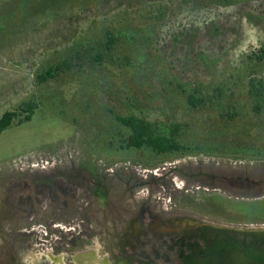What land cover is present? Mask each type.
Wrapping results in <instances>:
<instances>
[{"label": "rangeland", "instance_id": "1", "mask_svg": "<svg viewBox=\"0 0 264 264\" xmlns=\"http://www.w3.org/2000/svg\"><path fill=\"white\" fill-rule=\"evenodd\" d=\"M109 32L119 35L111 53L91 60ZM263 49L264 0H0V115L19 112L0 132V264L45 258L54 244L39 241L33 227L51 230L43 241L53 236L56 244L77 236L53 226L76 227L70 206L24 198L34 171L52 167L121 170L141 191L160 184H146L150 171L192 156L210 189L234 170L244 186L237 217L264 222V100L255 111L248 95L251 84L264 86ZM65 59L70 68L39 78ZM219 83L232 93V118L186 103L187 91L207 93ZM28 100L36 107L25 120L18 107ZM131 112L161 125L180 122V139L195 151L121 146L127 130L116 115Z\"/></svg>", "mask_w": 264, "mask_h": 264}, {"label": "flooded vegetation", "instance_id": "2", "mask_svg": "<svg viewBox=\"0 0 264 264\" xmlns=\"http://www.w3.org/2000/svg\"><path fill=\"white\" fill-rule=\"evenodd\" d=\"M192 159L188 156L165 162L157 172L142 175L147 177V185L150 179L160 180V184L154 182L141 191L129 177L123 180L126 174L121 170L117 174L84 167H52L48 173L35 170L31 191L24 196L30 205L70 206V215L76 213L78 218L69 221L76 227L53 225L77 232L64 244H56L57 237L53 236L43 241L46 234L52 235L51 230L31 229L43 244H54L43 254L45 258L34 264H76L79 252H84L77 256L80 264H207L212 259L208 249L226 238L227 244L246 253L264 252V242H256L246 233L264 227V222H244L237 217L240 212L235 201L237 190L244 187L242 180L235 178L230 168L231 177L220 178L221 188L205 187L203 174H198L199 162ZM222 188L233 191L221 194ZM191 194L197 198L184 199ZM21 197L19 194L18 203ZM222 227L244 231H224ZM249 264L258 263L250 260Z\"/></svg>", "mask_w": 264, "mask_h": 264}, {"label": "trees", "instance_id": "3", "mask_svg": "<svg viewBox=\"0 0 264 264\" xmlns=\"http://www.w3.org/2000/svg\"><path fill=\"white\" fill-rule=\"evenodd\" d=\"M119 39V35L114 33H107L105 38L98 43L96 50H100L98 53L91 55V60L100 59L103 53H111V44L116 43ZM264 55V49L263 54ZM76 57H80L79 54ZM127 61L129 56L124 55ZM76 59V58H75ZM71 60L65 59L54 67L50 66L39 75L41 80H46L49 77H53L57 70L62 67H71ZM261 82L258 84H251L248 88V95L253 100L252 107L255 111H260L261 101L264 100V86ZM228 89V85L219 83L215 85V88L211 92L201 93L198 91H187L185 93L186 103L193 108L197 107H213L221 116L232 118V112H235V105L232 101L227 100L228 94L225 91ZM23 104V105H22ZM18 108L20 111L27 112L24 115L25 120H30L34 113L36 103L33 100L23 102ZM19 114L15 110H8L0 115V132L8 128L14 118ZM116 120L127 130V135L121 139L124 143L123 147L133 148H150L156 153H168L173 151H195L191 147L188 141L180 139L179 131L181 130L180 122H173L168 125L151 122L144 115H138L136 113H128L126 115H116ZM165 127L168 131H165ZM179 138V139H178Z\"/></svg>", "mask_w": 264, "mask_h": 264}, {"label": "water", "instance_id": "4", "mask_svg": "<svg viewBox=\"0 0 264 264\" xmlns=\"http://www.w3.org/2000/svg\"><path fill=\"white\" fill-rule=\"evenodd\" d=\"M226 231V227L220 228ZM227 230L231 231H244L240 230V228H229ZM246 233L249 234L254 240L264 242V227L253 228L250 230H246ZM227 238L223 240V243L219 241L215 245L211 247V249L207 251V254L212 257L207 262L209 264H249L250 260L257 261L258 264H263L264 261V252L263 251H250L248 253L244 252V250L234 248L233 245L227 244ZM84 252H79L76 254L75 260L76 264H80L77 261V256L83 254ZM207 263V264H208Z\"/></svg>", "mask_w": 264, "mask_h": 264}, {"label": "built area", "instance_id": "5", "mask_svg": "<svg viewBox=\"0 0 264 264\" xmlns=\"http://www.w3.org/2000/svg\"><path fill=\"white\" fill-rule=\"evenodd\" d=\"M32 165H34V164H32ZM157 171H158L157 168H155V169L152 170V172H157Z\"/></svg>", "mask_w": 264, "mask_h": 264}]
</instances>
